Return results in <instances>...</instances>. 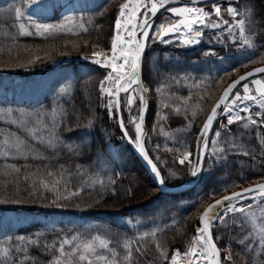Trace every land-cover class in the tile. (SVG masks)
I'll use <instances>...</instances> for the list:
<instances>
[{
    "label": "snow or ice",
    "instance_id": "6c2138e0",
    "mask_svg": "<svg viewBox=\"0 0 264 264\" xmlns=\"http://www.w3.org/2000/svg\"><path fill=\"white\" fill-rule=\"evenodd\" d=\"M27 7L34 8L35 13L26 12L21 7L14 9L15 35L11 36L15 45L20 37H43L44 39L63 37H80L87 34L90 26L94 24V15L85 17L74 13L62 14L55 21L39 18V13L47 10V5L42 0H28ZM164 9L171 18L167 23L161 22L154 26V18L157 13ZM225 11L231 20L224 19L222 4L217 0H125L119 5V12L114 20V34L111 37L110 48L105 50L93 45L90 54L84 58L92 63L108 69L106 75L99 83L101 98L107 97L106 108L110 116L119 114V127L124 138L134 145L140 156L150 166L155 181L163 188L166 185V177L162 175L158 163L159 156L153 159L149 150L145 147V115L148 107L147 93L150 88L146 87L142 80L143 53L147 42L159 41L163 44L170 43L165 39L171 35L178 36L179 43L183 46H195L201 43L207 31L212 32L210 39L226 46H234L239 54L235 62L226 63L225 57H220V67L216 70L217 75L206 77L212 83H218L223 75L235 71L238 66L248 63L264 62V36L256 31L257 22L252 7H245L242 11L232 3H228ZM98 27V26H97ZM151 32V37H150ZM257 39L260 43H257ZM70 41L65 40V46ZM87 44V41H85ZM78 49V45L73 44ZM11 52V48L8 49ZM24 51H29L25 47ZM67 54L66 52L61 53ZM45 57L51 59L50 53L45 52ZM205 56L218 55L213 49L205 51ZM39 55L32 54L24 61L31 65L41 60ZM9 61V66H10ZM15 62H19L18 58ZM0 63H4L0 61ZM176 83L180 81L172 78ZM185 80H192L193 88H198L203 81L195 77L185 76ZM69 85L61 88L60 99ZM165 85L160 84L155 88L157 95L162 94ZM121 93L125 94L124 99ZM206 94V93H205ZM176 96V93H172ZM192 96L191 89L188 96H178L177 100L182 103H169L165 101L163 108H171L176 114L183 110L185 120H188L190 129L196 122L197 113L190 112L189 101ZM138 98L137 115H132V106ZM203 100V97H201ZM126 108L129 113V122L134 124L135 135H130L125 125L122 109ZM12 109H7L11 116ZM189 114L191 119H189ZM158 121L166 120L167 115L161 111L156 112ZM68 113L60 104L53 103L47 110L35 113H19L18 119L11 121L26 135L21 137L16 133H9L0 141V157L6 161L4 168L0 170V204L32 203L39 202L41 206L77 209L90 207L87 202H77L86 190H95L99 185L101 189L109 190L104 179L98 178L94 173L85 171L84 167L75 164V174L83 177L73 186L70 171L64 164H58L54 169L51 167L53 159L59 160L64 154L78 155L82 146L66 140L59 135L60 128L69 127L67 123ZM238 123L240 131L234 132L232 126ZM156 124L153 125L155 131ZM264 66L256 67L232 81L223 89L216 103L211 107L202 126L196 133L194 144L187 140L176 143L178 147H168L167 151L176 153L175 159L183 166L187 175L191 178L188 183L199 182L205 173L213 169H225V176L218 178L207 192L201 193L192 201L193 206L200 202L204 196H219V199L208 204L198 218V225L191 236L187 246L182 250L177 247L171 252L160 241L168 225L164 228L152 227L151 230L138 232L132 237L125 236L122 241H113L109 236L101 235L98 231L85 234L73 232L65 234L51 246L53 257L49 264H139V259L145 256L147 251L145 241L150 239L158 257L149 264H223L231 261L230 246H226V255L221 257V249L217 240L219 233L214 238V229L220 227H238L244 229L248 226L244 239L240 240L245 253L250 260L245 264H264V182L242 185L248 181L243 167L235 179L227 178V166L230 160L238 157H247L248 171L259 168L264 172ZM161 133L164 128L161 125ZM251 132L259 142L260 149L252 146L245 138ZM171 135V134H169ZM159 148V145H156ZM46 153H52L48 155ZM8 160H23L25 164H8ZM48 161L49 163L31 167L29 161ZM23 171V175H21ZM117 174V173H114ZM118 175V174H117ZM178 176L176 171L169 169L168 178ZM264 180V175L259 177ZM25 182V191L28 195L21 198L19 184ZM15 185L12 196L7 195L9 185ZM108 185H114L115 180L109 178ZM239 187V190H235ZM228 192L220 195L221 191ZM110 190L115 194V187ZM131 195V189L128 192ZM102 198V197H101ZM186 214V213H185ZM173 226H178V218L172 220ZM19 243L13 242L10 246L0 249V261L3 264H17L15 257L20 253H27L29 246L40 245V239L32 237H17ZM44 250L49 251L47 244ZM122 248L121 253L118 249ZM23 259L27 260L25 255Z\"/></svg>",
    "mask_w": 264,
    "mask_h": 264
},
{
    "label": "trees",
    "instance_id": "16d2710c",
    "mask_svg": "<svg viewBox=\"0 0 264 264\" xmlns=\"http://www.w3.org/2000/svg\"><path fill=\"white\" fill-rule=\"evenodd\" d=\"M264 0H237L236 6L239 10H243L245 7H252L254 16H259L264 11ZM69 2H71L69 0ZM59 4V0H48L45 5H55ZM118 4L116 0H93L92 5L79 11L75 10L78 16L84 15L85 17L94 15V24L90 26V30L87 34H82L80 37H63L58 36L55 38L44 39L43 37H20L17 44H13L11 36L15 35L16 29L14 27L16 21L14 18V9L16 7H21L26 12L31 13L33 8L27 7L28 0H10L9 3H3L0 0V52L7 53L8 49L11 51L19 50L23 45L31 46H44L49 42H65L68 41H78L85 38L93 39L101 38L103 32L111 31L113 28V23L115 20L116 10L112 7L113 4ZM63 8L60 6L59 11ZM35 13V12H34ZM39 15V14H38ZM48 16V15H47ZM42 18V15H39ZM56 17H48L47 21H54ZM98 26V27H97ZM204 47H201L203 49ZM73 48L61 47L59 52L69 53ZM83 48L77 49V51H82ZM193 50V49H192ZM182 49V48H170L167 46H156L152 45L149 47L145 56V65L150 70L152 66V60H154V80L156 81V86L160 84L165 85V89L168 91L169 102L175 103L179 101L176 99L178 96H186L189 93V87L192 85V80H185L183 77L190 76L195 77L197 80H205L209 84L213 85L210 79H205L206 77H212L217 75V69L220 67V58H215L209 56L203 59L195 51ZM200 51V50H199ZM235 58L227 57L225 62H235ZM68 66L71 68L72 73L60 77L57 80L56 88L53 91H49L43 95L41 98L27 97L26 94L20 96H14L8 99L5 95V87H0V141L3 140L4 136L9 133H16L21 137H24L26 133L18 128L17 125L11 123L12 120L18 119L19 113H35L41 110L49 109L53 103H58L61 105L62 109L68 113L67 123L69 127L60 128L59 135L68 141L76 143L82 146V150L78 155L68 154L64 150V154L59 160L53 159L51 161V167L56 168L58 164H64L70 171L73 172L72 183L75 186L78 181L82 180L83 177L77 176L75 174V164H81L85 171H90L91 173H97L101 176L104 181L108 179L109 176L112 178L116 177L117 174H121L122 178H131L136 176V169L120 168L121 172L111 171L108 172L106 168L113 169L110 165L111 154L109 152L110 148L116 147L121 144L113 132L115 127L111 124L107 118L104 116L102 119H98L97 115L100 113L99 110V99L98 91L95 90L96 84L104 76V72L99 67L83 62H70ZM240 68V66H238ZM45 70L33 73H27L28 76L22 80V84L27 83L30 79H38L40 75L44 73ZM19 75V74H17ZM224 76V75H223ZM175 77L179 80L176 83L172 78ZM69 85L63 94V100L60 99L61 88L65 85ZM176 93V96H172V93ZM7 109H12L13 113L11 116L7 114ZM234 132H239L237 129ZM52 155V153H46ZM127 162V161H126ZM6 161L4 158L0 157V170L4 168ZM8 164H17L18 166H23L25 161L23 160H8ZM30 168L29 171L33 170L36 166H43L49 163L48 161H29ZM133 164V163H132ZM131 165V163H126V166ZM135 165V164H134ZM97 167L101 169L98 170ZM105 169V170H104ZM238 170L232 171L231 174H227V178L235 179L239 172ZM117 173V174H114ZM135 174V175H133ZM142 177L140 180L144 184L146 192L147 190L156 191L154 187L149 183L150 180L144 172L142 171ZM23 175V171L21 173ZM231 175V176H230ZM220 176V177H219ZM221 178V172L206 177L196 192V197L201 193L208 191V186L213 184L215 179ZM4 179L0 176V181ZM250 180V178L248 179ZM122 182V181H121ZM106 183V182H105ZM118 182L115 184L116 192L109 196L111 185H108L109 190L105 191L100 188L99 185L96 186L95 190H86L77 202L83 203L87 202L94 208L84 210L81 207L79 210L75 207L74 210H65L63 215H72L73 219H64V217L57 223L50 221L49 223L43 221V219H50L53 217L55 211L51 213L46 211L44 206H41L39 202L32 203H22L13 204L6 203L0 204V249L3 247L10 246L13 242L19 243L17 237H32L40 239V245H31L27 253H20L15 257L17 264H49L53 257V252L51 246L62 238L65 234H71L73 232H83L85 234L99 232L101 235L109 236L114 242L122 241L125 236L129 237L130 233L124 232L123 228L117 227L112 222L119 216L133 217L134 215L142 214L144 211L149 210L148 207H156L157 200L162 196H157L154 194L151 199L140 202L139 204H130V201L134 199L136 193L140 192L138 189L140 186L137 184L136 189L129 195L126 191L120 192L121 188H130L131 186L125 185ZM129 184V183H128ZM19 187L21 189V198H26L28 193L25 191V182L21 180ZM143 188V187H142ZM139 190V191H138ZM15 191V185H9L7 195L12 196ZM155 193V192H154ZM102 197V198H101ZM146 197V196H145ZM134 199L133 201H135ZM174 209V208H173ZM175 210V209H174ZM79 211L86 212L83 215L91 216L94 218L102 219L103 222H108V224L98 225L94 228H89L86 225L79 224L75 221L78 220ZM189 213V210L187 211ZM187 212L178 213L174 218H178V226L170 225L165 230L163 235H160V241L165 246H169V242L172 236L175 234L176 230L182 225L184 218L188 216L185 215ZM62 213V212H61ZM59 214V213H58ZM60 215V214H59ZM31 216L33 220H25ZM22 218L24 220H22ZM166 220V219H165ZM147 251L145 256L139 259V264H149V261H156L158 253H156L154 248V243L148 239L145 242ZM47 244L49 246V251H45L43 245ZM121 253L122 248L118 249ZM27 255L28 259L25 260L23 257ZM3 264V261H0ZM158 264H164V262H158Z\"/></svg>",
    "mask_w": 264,
    "mask_h": 264
},
{
    "label": "rangeland",
    "instance_id": "374dc122",
    "mask_svg": "<svg viewBox=\"0 0 264 264\" xmlns=\"http://www.w3.org/2000/svg\"><path fill=\"white\" fill-rule=\"evenodd\" d=\"M47 1L48 0H42V3L45 4ZM70 1L71 2H69V0H59L60 2L59 4L57 3L55 5L52 4L48 5L47 10L39 13V15H42V18L44 19L45 18L47 19L48 17L49 18L56 17L55 20L58 19L59 16H61L62 14H68L70 12L78 16L75 10L79 11L80 9H84L88 6H91L93 0H70ZM116 2L118 4L114 3L112 5V7L117 11L115 17L119 12V5L121 3H124L125 0H116ZM217 2L222 4V15L224 19L231 20V17L225 11V8L228 3H232L236 5L237 0H220ZM262 3L264 2L262 1ZM60 6H63V8L59 11L58 8ZM34 12L35 9L33 8V11H31V13ZM170 18H171L170 15L164 11L154 21V26L158 25L161 22L167 23ZM255 20L257 22L256 31L258 32L259 35L264 36V11L262 12L261 15L256 16ZM113 34H114V23L111 31L108 32L107 30L106 32H103V36H101V38L93 37V39L85 38L78 41H74V40L70 41L67 44V47L73 49L71 52L64 55H62L59 52V50L61 47H65V42L59 43L56 41L46 43L44 46H31L24 44L23 47L20 48L19 50L7 52V53L0 52V61L4 62V63H0V82H1V78L6 79L5 93L7 94V98L11 99L14 96H20L24 93L27 94L28 97L30 96L43 97L44 93L50 89L51 85L54 84L56 78L64 75L66 71L69 70L68 63L83 62V64L91 63L95 65L94 63H92L91 60H86L84 56L86 54L91 53V51L93 50L92 46L94 44L98 45L99 48L105 50L109 49L111 43V37ZM211 36H212V32L210 30L207 31L201 43L195 46L181 45L179 43L178 36L175 35H171L165 38L170 40V43L168 44H163L160 43L159 41H152L150 38L148 41V49L152 45H156V46L169 45L170 48L173 49L176 48H182L187 50L193 49L192 51H195V54L197 53L203 59L209 57L204 55L205 51L209 49H213L218 54V55H213V57L217 59L220 57H225V58L233 57L235 59H238L239 54L234 46H226V45L218 44L215 42L214 39H210ZM150 37H151V32H150ZM85 41H87V44H85ZM256 42L260 43V40L257 39ZM73 44L78 45L79 46L78 49L83 48L82 51H77V49L73 47ZM25 47H27L29 51L27 52L24 51ZM201 47L204 48L201 49ZM46 51L50 53L51 59L45 57L44 54ZM32 54L39 55L42 59L36 61L34 64L31 65L24 64V61L27 58H29V56H31ZM10 58L12 62H10V66H9ZM17 58L19 62H15ZM151 62H152V66L150 70L147 68V65H145V62H143V66H142V80L144 81L145 86L150 88L149 93H147L148 114L146 118L147 138L145 139V147L149 150V154L150 156L153 157L154 160L157 156H159L160 161L158 163V167L160 168L162 175L166 177V185L168 187H177L180 184L186 182L189 176L187 175V172L184 169V167L179 165L178 160L175 159L177 154L174 152L167 151L165 145H167L168 147H173V146L178 147L179 145L176 142L180 140H187L190 144H194L196 133L199 131L200 127L202 126V122L206 118V115L209 113L211 107L215 104V102L219 98L223 88H225L230 82L235 80L240 75L256 67L263 66L264 62L248 63L244 66H240V68L237 67L235 71H231L228 74L224 75L222 80H220L218 83H214L213 85L209 84L205 80H203V83L198 88H193L191 85L189 87V90L191 89L192 91V96L189 101V104L191 106L190 112L195 111L197 113V116L195 118L196 122L193 124V126L190 129L188 128V120H185L184 118L183 110L181 111L180 114H176L171 108L162 107V104L165 101L169 102L168 91L165 88H163L161 95L156 94L155 88L157 86L155 83L156 81L154 80L155 64H154V60H152ZM95 66L102 69L104 75H106L108 69H105L98 65ZM43 70L45 71L42 75L38 77L39 80L38 79L35 80L34 78L33 80L27 82L26 84L21 83L22 80L28 76L27 74L28 72L33 73L34 71L39 72ZM101 80L98 81L95 87V90L98 91L97 93H98L99 110H100V113H98L97 117L100 120L102 119V117L105 116L107 120L114 125L115 131L113 132V136H115L118 139L116 141L121 142V144L119 143V145H117L116 147L109 149V152L112 155L110 158V165L112 166L113 169L111 168L109 169L108 167L106 168V170L108 172H110V170L111 171L116 170L118 172H121L119 169L120 168L122 169L124 167L127 169L134 168L137 170L136 173L137 175L131 178H122V175L118 174L114 178L109 176L105 182L107 184L109 178L115 180V184L116 183L118 184V182L119 184L125 182L124 183L125 185H129L131 187L130 188L126 187V190L123 187L119 190L120 192L126 191L127 193L129 192V189H131V192L134 189H136L138 184L140 186L138 189L140 190V192L143 193L142 194L136 193V195L134 196V199L136 200L135 201H133L134 199L131 200L130 204L133 205L139 204L140 202L146 201L147 199H151L154 194H157V196H159L160 193L158 189H156L152 185L151 181L149 183L154 187V189H156V191L147 190L146 192H144L145 186L140 180V178L142 177L141 173L142 171L144 172V170L141 164H139L138 160L129 150L127 144L124 142L123 140L124 137L119 131L116 116L113 117L109 115V112L106 108L107 97L105 96L102 99L99 91V83ZM188 94L189 93H187L186 96H188ZM124 97L125 94L121 96L122 100L124 99ZM201 97H203V100H201ZM169 103H173V102H169ZM175 103H182V102L176 101ZM138 104H139V100L137 98L132 106V115H137ZM158 110L161 111L162 114L167 115L166 120L158 121L156 117V112ZM122 114L125 125L129 131V134L134 136L135 128H134V124L129 122L128 110L126 108L122 109ZM191 118L192 117L189 114V119ZM154 124H156L155 131L153 130ZM161 125L164 128L163 133H161L160 131ZM232 128L233 130L237 129L238 131H240V125L238 123L234 124ZM261 135H264V129L261 130ZM245 139L248 140V142L257 149V151H259L260 149L259 142L256 138H254V135L251 132H249V135ZM157 144L159 145V148L156 147ZM126 161L128 163H131L130 167L128 165L126 166L127 163ZM247 161L248 158L243 156L235 158L234 160H230L227 166V174H231L232 171H235L236 173V170H238L239 172L240 168L243 167L246 175L250 178V180H248L242 185L243 187H248L249 184L264 182V180L259 178L262 175H264V172H262L259 168H257L255 171H248ZM97 169L101 171L99 167H97ZM169 169L176 171L178 173V176L175 178H168ZM219 171L221 172V178L224 177L225 169L217 168V169H213L211 172L205 173L204 176L199 181L203 182L206 177H210V175L216 174ZM95 176L101 178V176L97 173H95ZM216 182L217 179L214 180L213 184L208 186V190L213 185H215ZM115 184L111 185V187H114ZM238 189L239 187H237L235 190ZM232 190L233 189H229L227 192L221 191L220 195H225ZM112 194L113 193L110 190L109 196ZM188 197H192V196H188ZM188 197H183V196L179 198L160 197L157 200V203L153 202V204L157 205L155 208L148 207L150 208L148 211H144L142 214H138L136 216L134 215L133 217H128V216L116 217L115 219H112L111 223H114L117 227L123 228L124 232L130 233L129 236L131 237L137 234L138 232H142L145 230L150 231L152 227L164 228L165 225L170 226L172 225V220L174 219V215L176 216L177 213H182L184 211L187 212L189 210V213L188 212L186 213L188 214V216L183 219L182 225L178 230H176L175 234L172 236V239L169 242V246L167 247L170 252L177 247L183 250L187 246V243L190 241L191 236L194 234L195 227L198 225L199 215L202 213V211L208 204L212 203L214 200L219 198V196L206 195L203 197V199L200 202L196 203L193 206L192 201H194L196 197L194 198H188ZM92 208L94 207L91 205L88 208H84V210L92 209ZM45 209L46 211L48 210L49 213L55 211L53 217L50 216L49 217L50 219H47L46 222L49 223L50 221H52L53 223H56L57 217L62 218L63 216H65L68 220L73 219L72 215L69 216L63 215V211L74 210L75 208L45 207ZM79 210H83V209H79ZM58 213L60 215H57ZM84 213L86 212L79 211V213H77L78 220L75 219L77 223L86 225L89 228L90 227L94 228L98 225H102L103 223L108 224V222H103L102 219L94 218L91 216L89 217L85 216L83 215ZM247 228L248 226H246L244 229L228 226V227H220L218 229H214V238L216 233H219L220 235V239L217 240V244L218 247H220L221 249V257L223 258L227 254L226 246H230L231 248L232 260L224 261L223 264H245V261L250 260V257L244 251V246L241 243H239L240 240L244 239Z\"/></svg>",
    "mask_w": 264,
    "mask_h": 264
},
{
    "label": "water",
    "instance_id": "95a60500",
    "mask_svg": "<svg viewBox=\"0 0 264 264\" xmlns=\"http://www.w3.org/2000/svg\"><path fill=\"white\" fill-rule=\"evenodd\" d=\"M217 1H220V0H217ZM185 2H188V0H185ZM164 9H161L158 13H157V16L154 18V21L156 20V18L160 15L161 12H163ZM147 48V46H146ZM146 48H145V51L143 53V61H144V56H145V53H146ZM143 61H142V66H143ZM264 66V65H263ZM261 67V66H259ZM253 69H251L250 71H252ZM249 72V71H248ZM245 74V73H244ZM242 74V75H244ZM241 76V75H240ZM238 78V77H237ZM236 78V79H237ZM235 79V80H236ZM234 81V80H233ZM231 83V82H230ZM227 87V86H226ZM225 87V88H226ZM223 92V90H222ZM222 92L220 95H222ZM124 94V93H121V95ZM218 100V99H217ZM147 103H148V99H147ZM216 103V102H215ZM147 114H148V107H147V110H146V115H145V132H146V118H147ZM118 116L119 114H117V123H118V127H119V119H118ZM119 130L121 132V134L123 135L120 127H119ZM124 137V136H123ZM126 141L127 139L124 138ZM127 143L129 144V146L131 147L132 151L134 152L136 158L138 159L139 163L141 164V166L143 167V169L145 170V172L147 173L148 177L150 178L152 184L154 185V187H156L160 193L162 194H166V195H178V194H182L184 192H187L189 190H191L198 182H195V183H188L187 181H189L191 178L189 177L188 180L184 183H182L181 185L177 186V187H168V186H165L163 188H161L158 183L155 181V177H154V174L151 172L150 170V166L146 163V161L143 160V158L140 156L138 150L135 148L134 145L130 144L128 141ZM239 190V189H238ZM228 194V193H227ZM225 194V195H227ZM220 198V197H219ZM218 198V199H219ZM214 202V201H213ZM212 202V203H213Z\"/></svg>",
    "mask_w": 264,
    "mask_h": 264
}]
</instances>
